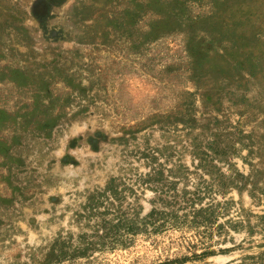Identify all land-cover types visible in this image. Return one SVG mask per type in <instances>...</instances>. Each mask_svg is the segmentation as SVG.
I'll list each match as a JSON object with an SVG mask.
<instances>
[{
    "label": "rangeland",
    "instance_id": "374dc122",
    "mask_svg": "<svg viewBox=\"0 0 264 264\" xmlns=\"http://www.w3.org/2000/svg\"><path fill=\"white\" fill-rule=\"evenodd\" d=\"M0 264H264V0H0Z\"/></svg>",
    "mask_w": 264,
    "mask_h": 264
}]
</instances>
